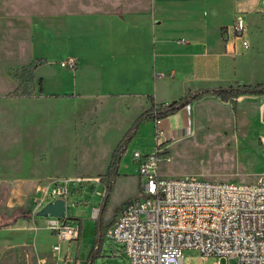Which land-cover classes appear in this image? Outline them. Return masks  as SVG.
I'll list each match as a JSON object with an SVG mask.
<instances>
[{
	"label": "rangeland",
	"instance_id": "374dc122",
	"mask_svg": "<svg viewBox=\"0 0 264 264\" xmlns=\"http://www.w3.org/2000/svg\"><path fill=\"white\" fill-rule=\"evenodd\" d=\"M149 3L150 0H0V207L3 211L7 207L9 216L27 215L25 199L36 179L99 180L71 183L70 191L75 197H71L68 214L84 216L82 236L78 242H63L61 262L58 256L48 254L47 264H130L122 246L105 239L104 233L116 222L122 206L141 192L145 179L140 178L133 154L155 151L154 120L143 122L121 158L120 176L115 178L102 215L99 249L95 248L99 221L91 214L94 206L101 207L106 194L109 180L105 175L114 151L143 113L142 108L149 109L150 104H131L128 108L129 101L119 97L65 94V90L73 88L74 80L63 74L70 70L61 68V62L66 55L67 29L75 34L78 28L76 20H67L68 15L138 11ZM46 27L52 28L51 34L46 35ZM34 59L24 71L25 63ZM41 75L52 77L43 83ZM92 83V78L85 81L82 94L99 95ZM18 88L20 94L34 97L13 98ZM238 108L205 102L196 114L188 112L194 134L179 136L169 150L164 148L166 144L160 148L172 159L160 163V173L166 177L196 174L204 180L220 182H264L263 143L259 137L254 139L256 130L252 124L245 125L242 135ZM78 206L88 209L76 211ZM45 220L38 215L35 219L26 216L14 226L23 242L33 243L35 228H44ZM200 256L196 250L184 253L186 264L217 261L210 258L202 263ZM221 264H238V260L223 259Z\"/></svg>",
	"mask_w": 264,
	"mask_h": 264
},
{
	"label": "crops",
	"instance_id": "0c3cea01",
	"mask_svg": "<svg viewBox=\"0 0 264 264\" xmlns=\"http://www.w3.org/2000/svg\"><path fill=\"white\" fill-rule=\"evenodd\" d=\"M241 13L247 18L245 39L249 43L248 49L232 31L235 19ZM66 18L76 20L78 28L75 34L69 28L66 32V55L63 61L75 58L77 68L63 72L74 80L73 88L65 90V94L80 92L78 95L81 97H119L129 101L126 104L128 108L131 104L141 107L150 104L149 109L142 108L144 113L155 105H170L202 89L264 83V45L261 44L264 39V0H150L145 9L138 11H100L68 15ZM45 30L46 35L53 31L51 27H46ZM30 61L25 63L26 66L36 60ZM48 76L39 77L45 83L52 77ZM90 78L93 79L95 92L99 93L97 96L82 94L85 81ZM205 102L232 105L208 95L162 119L161 127L169 140L164 148L168 149L183 134H194V129L189 126L191 119L188 112L196 114L197 108ZM237 105L240 115L238 128L242 135L246 130L245 125L252 124L256 130L254 139L257 141L256 138L259 137L262 142L264 94L241 95L235 106ZM153 120L155 124V119ZM47 180L33 181V190L25 199L27 215L9 216L7 207H4V211L0 207L2 262L47 264L48 254L58 256V261L61 262L62 243L54 232L45 227L35 229L33 243H25L17 234L18 228L14 226L19 219L31 216L29 210L40 197L39 185L50 181ZM72 194L74 198V193ZM8 206H11V200L8 201ZM87 209L78 206L76 211ZM66 214L70 224L83 227L84 216L70 215L68 209ZM33 229L34 227L30 231ZM58 245L61 250L54 252V247Z\"/></svg>",
	"mask_w": 264,
	"mask_h": 264
},
{
	"label": "built area",
	"instance_id": "2783aa9c",
	"mask_svg": "<svg viewBox=\"0 0 264 264\" xmlns=\"http://www.w3.org/2000/svg\"><path fill=\"white\" fill-rule=\"evenodd\" d=\"M232 28L248 49L246 15L238 14ZM61 67L75 70L77 61L66 59ZM161 122L162 119L155 118V151L133 154L140 178L145 179L141 192L123 206L116 222L105 231V239L120 244L130 264H186V250L198 251L202 263L210 258L217 259L214 264L236 258L238 264H264V182L246 184L209 181L197 175L163 176L160 163L168 158L160 148L169 140ZM262 143L264 146V139ZM85 181L99 182L92 178H59L40 184V197L29 210L31 216L36 217L46 205L57 200L66 201L68 209L73 196L71 183ZM101 214L102 208L95 206L91 215L97 221ZM45 228L54 232L60 243L78 242L82 236V227L70 224L67 214L61 218L47 217ZM60 250V245L54 247V252ZM0 264L6 263L0 258Z\"/></svg>",
	"mask_w": 264,
	"mask_h": 264
},
{
	"label": "trees",
	"instance_id": "16d2710c",
	"mask_svg": "<svg viewBox=\"0 0 264 264\" xmlns=\"http://www.w3.org/2000/svg\"><path fill=\"white\" fill-rule=\"evenodd\" d=\"M29 67H24V71L28 70ZM250 94V95H263L264 94V83L257 84V85H237V86H230L227 88H216V89H202L199 91H196L194 93L189 94L185 98L174 102L170 105L163 104V105H155L150 110L144 112L141 114V116L134 122L133 126L129 130V132L126 134L124 140L121 142V144L117 147V149L113 153L112 161L110 163L109 168L107 169V173L105 175V178L109 180V185L106 191V194L104 195L103 201L101 203L102 208V214L105 213L107 204L110 199V194L113 189V184L115 182V178L117 176H120L119 174V165L121 162V158L124 154V152L127 150L131 140L134 138L136 133L138 132L140 126L143 124V122L153 120L155 118L159 119H166L171 115H174L181 111L182 109L189 106L192 102L196 100H200L204 98L205 96L212 95L220 98L224 102H230L234 105L237 104V99L241 95ZM13 98H32L34 97L31 94L23 95L20 94L19 88L16 90L15 95L12 96ZM166 158H169L168 153L165 154ZM102 232H103V223L102 218L99 220L97 228H96V244L95 248L99 249L100 244L102 241ZM95 250V249H94ZM93 252L90 254V257L92 258ZM89 257V258H90Z\"/></svg>",
	"mask_w": 264,
	"mask_h": 264
},
{
	"label": "water",
	"instance_id": "95a60500",
	"mask_svg": "<svg viewBox=\"0 0 264 264\" xmlns=\"http://www.w3.org/2000/svg\"><path fill=\"white\" fill-rule=\"evenodd\" d=\"M66 201L57 200L46 205L37 215L41 217L61 218L66 215Z\"/></svg>",
	"mask_w": 264,
	"mask_h": 264
}]
</instances>
